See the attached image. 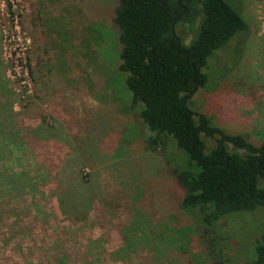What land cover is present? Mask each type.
I'll list each match as a JSON object with an SVG mask.
<instances>
[{
  "label": "rangeland",
  "instance_id": "obj_1",
  "mask_svg": "<svg viewBox=\"0 0 264 264\" xmlns=\"http://www.w3.org/2000/svg\"><path fill=\"white\" fill-rule=\"evenodd\" d=\"M117 1L0 0V128L10 138L0 144V171L22 172L30 181L13 188L0 177V264L253 260L264 206L223 216L213 231L205 230L197 217L179 210L183 192L172 171L186 156L173 141L163 150L146 149L150 133L138 119L139 105L130 108L124 74L116 70L120 47L111 19ZM230 1L248 30L207 58V84L187 107L259 146L264 0ZM195 31L196 24L175 28L185 45ZM40 126H53L48 140L35 148L24 144L22 129ZM41 131L39 138L47 133ZM202 139L208 149L216 143ZM70 169L85 186L79 206L63 202Z\"/></svg>",
  "mask_w": 264,
  "mask_h": 264
},
{
  "label": "trees",
  "instance_id": "obj_2",
  "mask_svg": "<svg viewBox=\"0 0 264 264\" xmlns=\"http://www.w3.org/2000/svg\"><path fill=\"white\" fill-rule=\"evenodd\" d=\"M111 23L120 47L116 70L124 74L130 108L139 105L138 119L150 133L146 149L163 150L173 141L186 156L185 165L172 171L183 192L180 212L190 218L197 217L205 230L213 231L215 222L223 216L264 206V141L253 146L242 135H228L187 107L191 95L207 84L208 77L202 72L207 58L235 34L248 30L233 3L230 0H118ZM182 24H196L188 45L175 32L176 26ZM91 25L101 33L99 25L94 22ZM2 114L0 110V118ZM43 127L22 129L23 143L30 146L32 142L35 148L41 140H48L53 126ZM41 130L47 133L39 138L36 133ZM0 136V144L10 140L1 128ZM202 136L216 138L215 145L206 148ZM226 143L244 154L227 150ZM68 164L64 163V169ZM75 173V169H70L72 179L65 186H71L63 191V202L79 206L85 186ZM0 177H5L13 188L25 179L29 181L25 173L15 171H0ZM88 196L87 206L92 199ZM245 264H264V232L255 246L254 259Z\"/></svg>",
  "mask_w": 264,
  "mask_h": 264
}]
</instances>
